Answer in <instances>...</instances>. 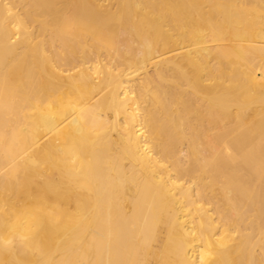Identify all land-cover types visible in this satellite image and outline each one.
<instances>
[{
    "label": "bare ground",
    "instance_id": "obj_1",
    "mask_svg": "<svg viewBox=\"0 0 264 264\" xmlns=\"http://www.w3.org/2000/svg\"><path fill=\"white\" fill-rule=\"evenodd\" d=\"M0 264H264V0H0Z\"/></svg>",
    "mask_w": 264,
    "mask_h": 264
},
{
    "label": "rangeland",
    "instance_id": "obj_2",
    "mask_svg": "<svg viewBox=\"0 0 264 264\" xmlns=\"http://www.w3.org/2000/svg\"><path fill=\"white\" fill-rule=\"evenodd\" d=\"M13 239H15L16 241H20V237L17 234H13ZM151 255H159L160 256V248H154L152 250H150L149 252Z\"/></svg>",
    "mask_w": 264,
    "mask_h": 264
}]
</instances>
